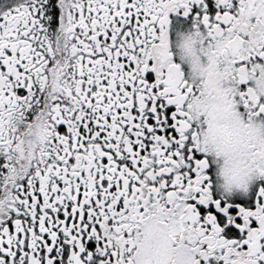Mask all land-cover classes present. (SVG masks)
<instances>
[{"label":"snow or ice","instance_id":"1","mask_svg":"<svg viewBox=\"0 0 264 264\" xmlns=\"http://www.w3.org/2000/svg\"><path fill=\"white\" fill-rule=\"evenodd\" d=\"M0 264H264V0H0Z\"/></svg>","mask_w":264,"mask_h":264}]
</instances>
